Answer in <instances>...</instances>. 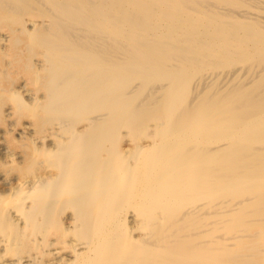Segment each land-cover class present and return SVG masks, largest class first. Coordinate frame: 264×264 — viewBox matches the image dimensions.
<instances>
[{
  "label": "bare ground",
  "instance_id": "obj_1",
  "mask_svg": "<svg viewBox=\"0 0 264 264\" xmlns=\"http://www.w3.org/2000/svg\"><path fill=\"white\" fill-rule=\"evenodd\" d=\"M0 264H264V0H0Z\"/></svg>",
  "mask_w": 264,
  "mask_h": 264
}]
</instances>
